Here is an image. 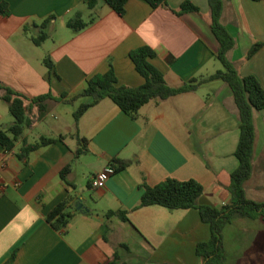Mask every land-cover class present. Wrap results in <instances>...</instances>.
<instances>
[{
  "label": "crops",
  "instance_id": "0c3cea01",
  "mask_svg": "<svg viewBox=\"0 0 264 264\" xmlns=\"http://www.w3.org/2000/svg\"><path fill=\"white\" fill-rule=\"evenodd\" d=\"M85 1L0 0L10 8L9 16L0 17V85L29 98L48 93L55 98L43 117L33 109L13 150L0 145V264L13 256L12 264H202L196 247L211 239V230L197 209L140 203L145 185L174 178L202 183L201 205L231 204L240 121L230 86L209 81L195 92L145 105L137 118L110 99L90 108L78 126L74 113L89 101L77 98L88 79L111 68L118 85L142 86L145 79L130 58L140 47L154 50L150 61L172 87L221 70L208 0H190L200 12L182 16L174 11L186 0H167L157 8L129 0L123 16L103 0L93 9ZM223 1V22L237 42L229 58L242 76H255L264 88V0ZM77 13L84 21L93 19L79 32L67 26ZM46 20L48 38L37 45L33 39ZM259 43L263 46L248 59ZM4 93L0 88V131L15 121ZM254 124L253 174L245 190L250 200L264 202V110L254 112ZM61 136L62 141L31 152L27 161L19 157L25 142ZM113 161L127 166L104 188L93 189L91 178ZM59 206L69 216L62 229L48 220ZM109 211L128 212L129 220L107 217ZM223 236L226 264H264L262 218L236 216Z\"/></svg>",
  "mask_w": 264,
  "mask_h": 264
},
{
  "label": "trees",
  "instance_id": "16d2710c",
  "mask_svg": "<svg viewBox=\"0 0 264 264\" xmlns=\"http://www.w3.org/2000/svg\"><path fill=\"white\" fill-rule=\"evenodd\" d=\"M103 1L120 16H123L129 0ZM145 1L154 8L167 3V0ZM85 2L89 9H93L99 0H86ZM208 3L211 12V30L218 42V51L215 56L222 64L223 68L221 70L208 78L193 79L181 87H172L167 83L164 74L150 61L156 55L154 50L148 46L140 47L130 52V58L134 62L138 73L145 79V83L139 87L120 86L113 68L105 74H97L88 79L86 88L78 95L77 98L86 97L89 98V101L83 103L75 111L74 118L76 126H78L82 116L104 99H110L124 113L137 118L141 108L151 102L159 104L171 97L195 92L200 85L209 81L221 80L228 84L233 93L240 121V139L235 151V157L238 159L239 165L230 177L231 204L220 208L201 205L199 199L204 194L202 183L195 179L181 181L174 178H168L154 186L145 185L140 203V207L159 205L170 210L197 209L202 221L208 223L211 230V239L208 242L198 243L196 247L197 255L201 258L202 264H226L227 255L223 236L225 227L232 223L236 216L252 219L262 218L264 220V202L250 200L245 190V183L253 174L256 140L254 112L264 110V88L255 76H242L236 64L229 58V52L236 48L237 42L223 22L224 1L208 0ZM199 12V7L190 0H186L178 11H174L178 16ZM9 15V5L5 2L0 3V17ZM92 22L93 19L88 22L84 21L82 14L77 13L68 20L67 26L73 31L79 32L87 28ZM48 25V20L42 23L40 36L33 39L35 44L41 45L47 40L48 34L45 30ZM25 31H27V28H25ZM262 46L263 43L256 44L250 50L247 58L253 57ZM44 63L50 70L53 69V63L49 57L45 58ZM0 88L5 91L1 98L7 104L11 115L15 119L14 123L6 130L0 131V145L4 150L11 151L15 147V143L23 138L25 129L31 124L30 115L33 109L38 108L39 116L43 117L48 111V102L55 100V98L51 93L29 98L8 86L0 85ZM65 97V95H62L60 99ZM78 138L80 142L87 141L81 139L79 135ZM63 139L62 136L58 139L41 137L36 144L27 145V142H25L19 157L27 161L31 152L55 144L58 140L62 141ZM83 152L85 151H77L78 154ZM112 164L117 170L127 166V163L120 161H113ZM69 171L70 166L62 171L61 175L64 180H66ZM61 209L62 206H59L48 216V220L56 229H62L68 225L69 216L62 215ZM111 215H118L124 221L129 220L128 212L125 211H109L107 217ZM57 216L59 217L57 218ZM56 218L57 221L54 222ZM14 258L13 256L6 264H12Z\"/></svg>",
  "mask_w": 264,
  "mask_h": 264
},
{
  "label": "built area",
  "instance_id": "2783aa9c",
  "mask_svg": "<svg viewBox=\"0 0 264 264\" xmlns=\"http://www.w3.org/2000/svg\"><path fill=\"white\" fill-rule=\"evenodd\" d=\"M117 169L112 163H109L103 170L91 178L90 185L93 189H102L106 186L111 177L116 175Z\"/></svg>",
  "mask_w": 264,
  "mask_h": 264
},
{
  "label": "rangeland",
  "instance_id": "374dc122",
  "mask_svg": "<svg viewBox=\"0 0 264 264\" xmlns=\"http://www.w3.org/2000/svg\"><path fill=\"white\" fill-rule=\"evenodd\" d=\"M85 20L88 21L89 20V17H85ZM87 99H89V98H87Z\"/></svg>",
  "mask_w": 264,
  "mask_h": 264
}]
</instances>
